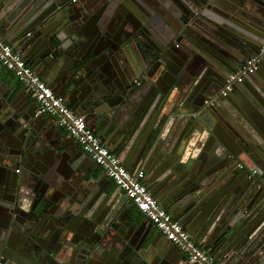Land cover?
<instances>
[{
	"label": "water",
	"instance_id": "1",
	"mask_svg": "<svg viewBox=\"0 0 264 264\" xmlns=\"http://www.w3.org/2000/svg\"><path fill=\"white\" fill-rule=\"evenodd\" d=\"M116 1L0 0V19L56 94L108 120L102 140L131 171L149 172L167 157L179 163L161 180L169 190L161 203L187 215L203 211L200 243L264 264V59L230 97L209 104L221 89L218 76L264 44V0ZM3 70L0 260L194 264L165 235L142 230L131 200L99 181L100 166L56 116L37 115L31 93ZM237 94L245 113L229 106Z\"/></svg>",
	"mask_w": 264,
	"mask_h": 264
},
{
	"label": "built area",
	"instance_id": "2",
	"mask_svg": "<svg viewBox=\"0 0 264 264\" xmlns=\"http://www.w3.org/2000/svg\"><path fill=\"white\" fill-rule=\"evenodd\" d=\"M31 34V31L27 33ZM264 59V44L252 56L247 57L242 65L226 77L220 96L233 89L234 84L243 80L246 74L253 73L259 62ZM0 64L16 73L21 84L35 98L37 115L48 114L57 117L58 124L65 128L92 157L104 173L125 193L133 204L180 250L187 253L194 264H223L216 260L210 251L201 247L192 234L176 219L146 185L145 171H131L88 123L86 115L76 112L68 101L56 94L52 86L35 70L27 59L6 41L0 32ZM216 95L211 99L215 101ZM1 264V262H0Z\"/></svg>",
	"mask_w": 264,
	"mask_h": 264
},
{
	"label": "crops",
	"instance_id": "3",
	"mask_svg": "<svg viewBox=\"0 0 264 264\" xmlns=\"http://www.w3.org/2000/svg\"><path fill=\"white\" fill-rule=\"evenodd\" d=\"M118 4L122 5V2L121 1H116V5L118 6ZM128 8V7H127ZM160 17H157V21L163 25V22L164 20L161 19L159 20ZM3 23L0 19V32L1 34L4 36V38L6 39V41H8L9 43H11L13 45V47L19 51L23 56H25L26 54V50L23 49V45H22V38L21 36H8V33L7 31H4V27H3ZM31 32L33 31L32 29H29L27 30L25 33H27L28 31ZM159 33V34H158ZM31 35V34H30ZM157 37H159L160 39H164L165 36L163 35V33L159 32L157 30ZM27 36H29L27 34ZM24 50V51H23ZM0 68H2L1 64H0ZM111 68L112 67H108V71H111ZM3 75H7L8 77H12V79L14 81H19V78L17 77L16 73L11 71V70H8L6 68L3 67ZM107 70V69H106ZM115 74H116V71H112L111 73H107V78L111 79L113 77H115ZM41 75V74H40ZM117 75V74H116ZM46 81L47 83L49 82L48 80V77L46 78V76L44 75H41ZM115 79V78H114ZM119 81V79H118ZM21 83V82H20ZM49 84V83H48ZM249 85L251 86V84L249 83ZM25 91L27 92V89H25ZM58 94V93H57ZM61 96H63L65 99L67 98L65 93H62V94H59ZM33 101H36L35 98L31 95ZM71 107L78 113H83L86 115V118L88 120V123L90 124V126L93 128V130L101 137V139H103L104 137L107 138L108 134L110 133L109 130L107 129V122L108 120L104 117H102V115H98V116H91V114H98V112H95V110H93V107H89V109H84L83 106L79 105L78 103H71V102H68ZM98 105L100 103H97ZM95 109V107H94ZM61 130L65 133L66 136L69 137L67 131L65 128L61 127ZM55 133V132H54ZM58 132H56V135H55V138L58 136ZM71 137V136H70ZM73 138V137H71ZM70 140V139H69ZM72 142L74 141L75 143H77L79 145V148L82 152L86 153L83 148L81 147V145L73 138V140H71ZM165 151H169L168 147H165L164 148ZM164 162V163H163ZM175 162V159H169V157H167L166 160H160V161H154L150 167V170L149 172L146 171L144 168H140L138 170H141L143 169L145 171V178H144V181L146 183V185L148 186V188L157 196V198L160 200V198L162 196H165V194L169 191V190H164V187L162 186V183H161V180L165 179V176H171L174 174V171L178 170V165L179 163ZM136 170V171H138ZM99 171H103L101 167H99ZM104 172V171H103ZM106 175V174H105ZM99 181L103 184H107L109 183L110 186H113L114 188H119L107 175L105 176V178H102V179H99ZM181 182L183 181L180 180ZM120 189V188H119ZM120 194L122 196V198H128L125 193L121 190L120 191ZM160 202H162V198L160 200ZM131 203H133L131 201ZM162 204V203H161ZM168 211L171 212V214H173V216L180 220L184 227L192 234V236L195 238V240L201 245V247H203L204 249L208 250L211 252V254L213 255V257L222 262L223 264H244V254L242 253H237L238 251H232V252H229L227 254H217L214 252V246L211 244L210 246L208 247H205L206 244H208L207 242L206 243H200L198 240L200 239L202 241V236H199L200 233H198L199 231H201V227L200 225L198 224V219L197 217L200 216L199 214H201V209H197L198 211H196V213H190V214H186V209H182V211L178 212V211H172V204L166 202L165 204H162ZM134 206V209H133V213L135 215H137L140 219H142L144 221V226H143V229L144 231H150V236L151 238H155V237H161V239H165L163 234L159 231L158 228H156V226L133 204ZM184 210V211H183ZM203 212V211H202ZM195 231V233L197 234H194L192 231ZM199 238V239H198ZM204 241V240H203ZM202 241V242H203ZM204 244V245H203ZM240 254V255H238Z\"/></svg>",
	"mask_w": 264,
	"mask_h": 264
},
{
	"label": "flooded vegetation",
	"instance_id": "4",
	"mask_svg": "<svg viewBox=\"0 0 264 264\" xmlns=\"http://www.w3.org/2000/svg\"><path fill=\"white\" fill-rule=\"evenodd\" d=\"M150 41H149V45H150V43L152 44V45H155V41H156V39H155V37L152 35L150 38ZM263 60V59H262ZM262 60L259 62V64H258V67H257V69L252 73V74H254L256 71H258L259 70V68L261 67V65H262ZM244 62V61H243ZM242 62V63H243ZM242 63L240 64V66L242 65ZM239 66V67H240ZM238 69V68H237ZM236 69V70H237ZM230 73V72H229ZM229 73H227V75L229 74ZM263 73H264V71H263ZM227 75L225 74L224 75V73H222L220 76H218V83H219V85L221 86V89H222V87L224 86V83H225V80H226V77H227ZM248 75H251V74H246L245 76H244V78H243V80L241 81V82H239V83H242V82H244V81H246V79H247V76ZM141 80H138L137 82H140ZM239 83H236V84H234V86H233V89L230 91V92H228L226 95H224V96H220V95H218L219 94V92H220V90H219V92L217 93V100L220 98V99H223V100H225V98H227V97H230V95H231V93L232 92H234V89H237V85L239 84ZM251 84V87L253 86V83H251V82H248V84ZM242 92H244V93H246V91L245 90H242V89H240ZM243 94V93H242ZM243 99L244 98H242L239 94H237V95H233L232 96V100L234 101H232V105H231V103L229 104V106L230 107H232L233 109H235V110H237V111H239L240 109H241V102L243 101ZM216 101V100H215ZM214 101V102H215ZM214 102H212V103H209V104H213ZM239 112H241V113H245V110L244 109H241ZM253 111H251V113H252ZM260 129V128H259ZM260 143H264V139L260 142ZM238 166H239V168L241 169V170H248L247 169V167H246V165L243 163V162H240L239 164H238ZM249 171V170H248ZM14 172H21V168L19 167V168H16L15 169V171ZM257 172V170L256 169H254V170H252V171H250V173L251 174H255ZM1 174H4L5 175V173H3L2 171H1ZM0 262H1V264H4V261L3 260H0Z\"/></svg>",
	"mask_w": 264,
	"mask_h": 264
}]
</instances>
